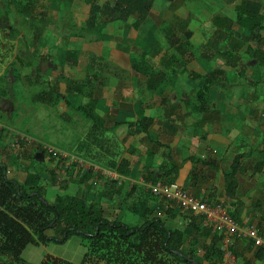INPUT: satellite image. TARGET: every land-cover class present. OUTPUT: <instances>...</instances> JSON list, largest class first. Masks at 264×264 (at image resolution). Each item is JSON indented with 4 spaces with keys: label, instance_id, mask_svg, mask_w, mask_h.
Segmentation results:
<instances>
[{
    "label": "crops",
    "instance_id": "1",
    "mask_svg": "<svg viewBox=\"0 0 264 264\" xmlns=\"http://www.w3.org/2000/svg\"><path fill=\"white\" fill-rule=\"evenodd\" d=\"M82 1L74 7L78 11L75 14L76 16L71 17L70 20L73 18L74 23L72 21L71 24L73 23L77 28L84 29L91 9L90 2L92 3L93 0ZM84 2H89V5ZM107 2L108 0L101 6ZM94 4L100 6L96 2ZM239 4L238 0H221L218 4L220 8L207 22L212 26L215 16L226 17L234 21L236 16L235 7ZM49 10L52 13L58 12L56 7L49 8ZM178 10L179 8L175 11V14L180 18L175 16L174 20L187 21V29L192 33V23L187 18L182 17ZM51 11L47 14V21L51 19ZM54 18L57 19L55 15ZM118 22L126 23L128 20L122 22L117 19L107 23L100 21L99 27L102 28L101 35L103 37L98 41L91 42L90 38L85 40L82 35L77 34L75 36L71 35L69 41H65V43L64 37H60L56 41L55 45H60L57 51H60V47L67 46V49L59 54L62 58L59 62L61 69L63 63H65L67 65L65 74L68 70L73 69L77 74L82 72V76L77 78L76 73H71L68 74V78H65L62 73H54L55 68L52 66L50 70L52 74L46 75V83L44 84L46 89L44 91L48 89V86H56L58 92L62 95V99L55 105L43 104L49 108H56L62 103L68 108L65 100L74 103L69 97L76 98L80 91L72 89L67 92L65 80H83L87 74L89 60L91 57L95 58L96 61L101 63L98 73L102 75L105 81L104 86L98 85L95 87L92 96L95 100L94 112L102 120V123L98 125L99 128L96 134L103 135V142H101L104 146L100 147L96 146L95 143H91L90 151L93 152L94 157L100 156L101 159L106 160L97 163L98 161L91 158V163L114 170L109 167L111 162L127 161L130 173L128 177H122L121 186L124 184V187L129 186L130 188L135 183H146L144 181L145 177L160 178L169 166L175 164L178 166L175 180L177 184L181 185L191 195L207 199L209 203L218 204L220 202V204L229 206L238 223L254 227L264 236V165L260 170H256V165L262 159V152H264V86L242 85V87L237 88V84L229 83L227 88L229 93L223 96V93L219 90L214 100H212L209 95H211L213 87L209 90V95L206 98L208 103L205 109L200 111L197 108L199 105L198 90L204 78L215 69L223 71L224 75L222 73L219 75L224 80H228L229 71L238 68L237 77L239 80L244 79L242 76L245 75L251 83H256L261 79L262 84L264 79V56L261 59L249 55L252 58L250 67L254 73L250 72L247 76L245 66L240 64L241 61L245 60L241 52L239 54L241 57L240 63H237V67L231 68L225 64V60L219 54H206L207 39V41L202 42L190 37L189 41L194 47L198 48L195 56H191L189 53L175 54V51L169 48L148 53L149 45L146 46L144 39L139 35L133 34V31H137V28L143 22L137 25L134 21L131 24V33L130 31H119L115 35L113 30L120 28H115L113 24ZM171 23L174 22L169 21L168 24ZM199 24L202 25L203 23L200 22ZM86 29L91 32V27ZM180 35L183 37V34L178 33V36ZM20 36L22 37L24 34ZM69 45L70 47H68ZM44 52L50 54V51L45 50ZM67 52H70L72 57L68 62L65 58ZM133 56L138 60L150 62L155 72L167 73L165 82L156 86L154 91L149 90L147 76L139 71L142 65L133 64L131 61ZM170 56L177 57L179 62L170 65L171 62L168 61ZM27 58L31 61L33 57L29 54ZM45 59L46 64L50 65L51 58L46 56ZM241 68L244 69L243 74L240 73ZM94 69L97 71L95 67ZM172 69L175 70L174 74L169 72ZM252 76L255 77V80L251 79ZM175 77L179 80L185 79L184 83L176 84L174 82L170 85L169 78ZM64 81V86L59 84ZM63 90L66 93L63 94ZM142 117L146 119L145 123L148 122L149 124L146 126V132L136 133L135 127ZM1 125L3 126L2 123ZM112 133L117 135H119L118 133L128 134V138L119 135L117 141L113 137H105L107 135L111 136ZM99 137L102 138V136ZM241 138L245 142L242 141L241 144L237 145L236 143ZM20 139L24 142V147L21 151L15 149L17 151L15 156L8 155L10 150L5 154L0 149V165L5 166L7 178L22 183L28 174L34 173L28 169L32 165L24 157L27 154L24 151H28L27 149H31L37 143L28 138L20 137ZM250 143L255 149L254 153L249 152ZM14 146L16 147V142ZM243 149H248V151ZM98 152L100 153L98 154ZM237 155L243 156L240 161L242 171L236 176V190L234 195L229 198L225 195L224 174L230 170V165ZM190 158H198L205 162V164H202V162L196 164L194 167L196 172L192 180L190 174L193 169V162ZM54 166L59 168L57 161L54 162ZM213 166H216L215 169H212ZM57 174H59V170ZM45 182L47 183V180ZM39 183L41 186L47 185L41 181V178ZM52 183L53 181L50 180V184ZM47 186L44 188L45 198L52 202L58 193L55 189L49 187V181ZM93 189H96V187L93 186ZM47 190H50L53 194L51 195L52 198L48 195ZM171 204L169 207L173 208L175 214L185 215L175 204ZM132 217L133 225L137 222V217L135 215ZM152 217L154 216L152 215ZM175 220L178 223L181 221L180 218ZM183 224L185 226L186 222ZM212 235L215 234L210 231L208 237H200L201 244H209ZM242 243L246 244L247 241L243 240ZM243 253L251 263L264 264V256L261 261L253 260V249L248 252L243 251ZM236 264H241L237 258Z\"/></svg>",
    "mask_w": 264,
    "mask_h": 264
},
{
    "label": "trees",
    "instance_id": "2",
    "mask_svg": "<svg viewBox=\"0 0 264 264\" xmlns=\"http://www.w3.org/2000/svg\"><path fill=\"white\" fill-rule=\"evenodd\" d=\"M114 1L115 7H111L107 3L101 7L91 4L85 28L91 27L93 30L102 31V28L97 25L100 15L104 16L103 18L107 22L117 19L125 22L130 17H135V23L140 25L147 18L152 5L151 0ZM32 7L33 0H27V3L20 8V12L29 15ZM235 13L234 21L220 16L213 18L212 34L210 38H207L208 46L206 48V54H219L225 60V64L231 68L237 67V63H240L239 54L244 49L245 53L252 57L257 56L262 59L264 56V6L260 2L241 0L240 4L235 7ZM3 18L4 21L6 17ZM187 27L188 22L181 19L168 25L164 29L166 48L173 49L175 54L189 53L191 56H195L197 49L189 41L191 33ZM95 33L97 32L95 31ZM178 33L183 34L184 39L179 38ZM65 58L68 62L72 58L71 53L67 52ZM131 61L133 64L142 65L139 71L147 76L149 90L154 91L156 86L165 82L168 74L155 72L147 60H138L133 56ZM168 61L171 62L170 65L179 62L175 56H170ZM100 67L101 63L91 57L87 74L83 80L66 79V91L79 90L78 96L84 97L88 101L85 104L77 103V105L67 100L65 102L68 108H72L92 124L87 141L91 140V143L101 147L103 138L99 137L100 135H97L96 131L102 120L94 112L95 100L92 98L95 87L105 85L102 75L98 73ZM240 71L243 74L244 69L241 68ZM169 72L174 74L175 70L172 69ZM221 73L224 75L223 71L215 69L204 78L197 94L198 110L205 109L208 103L206 98L211 88L215 86H220L222 90L228 88V80H224L219 75ZM41 75L40 67H36L35 78L37 79ZM2 96H5L3 90L0 91V97ZM35 97L47 105H55L62 99L56 86H48L46 91L37 93ZM145 121L144 117L138 121L135 127L136 133L146 132V126L149 123L146 124ZM91 143L88 145L86 142L84 146L79 145L78 149L85 147L88 152H91ZM37 146L42 154L51 160L55 159L41 148V145ZM262 154L263 157L257 163L256 170H260L264 165V152ZM242 157V155L235 156L230 170L224 174L225 195L229 198L234 195L236 190V176L242 171L240 164ZM84 159L91 161L88 157ZM190 160L193 162L190 174L192 180L196 172L194 168L196 164L201 162L205 164V162L198 158H190ZM109 165L121 177L129 176L127 161L122 160L119 163L114 161ZM215 167L213 166L212 169ZM177 173L178 166L173 164L163 172L160 178L145 177L144 181L169 185L175 182ZM52 178L53 182L55 180L57 182V176ZM93 178V173L88 172L72 180L86 188L85 193H87L93 189ZM39 182L40 176L34 173L28 174L22 183L9 179L6 176L5 166L0 165V256L9 261L0 264H28L22 255L29 246L38 243L45 244L48 241L64 243L73 235L82 237L86 241L87 250L79 264H222L220 236L212 235L209 244L202 245L204 253L202 261H199L195 251L196 245L200 246V237H208L210 231L202 227L199 217L175 214L173 208L169 207L171 203L169 201H167L168 203L159 201L157 206L151 208L147 197L138 198L127 208L137 217V222L131 225L118 217H110L100 201L89 200L85 193L72 196L58 194L52 202H49L45 198L44 187ZM135 188L132 186L126 192L125 198L131 196ZM96 189L100 190L101 198L109 201L121 194V187L111 180H105ZM155 207L165 214L166 220L151 216ZM231 216L236 220L234 213H231ZM179 218L181 221L183 220V223L186 222L185 226H178V221H174ZM51 229L55 231L56 235L48 237L46 231ZM238 247H244L245 252L252 251L250 242L243 244L242 240H237L231 247L235 258L234 251ZM263 256L261 250H256L252 258L261 261ZM48 260L53 261V264H69L60 258L52 259V256ZM243 264L253 263L243 258Z\"/></svg>",
    "mask_w": 264,
    "mask_h": 264
},
{
    "label": "rangeland",
    "instance_id": "3",
    "mask_svg": "<svg viewBox=\"0 0 264 264\" xmlns=\"http://www.w3.org/2000/svg\"><path fill=\"white\" fill-rule=\"evenodd\" d=\"M94 1L100 6L106 2V0H93V2ZM220 1L221 0H151L152 5L147 18L143 21L142 25L137 28V31H133V34L136 36L139 35V37L144 39L145 45H149V49H147L148 53L158 49H165L166 41L164 29L168 27L169 21L175 22V16L179 17L175 14V11L179 8V14L192 23L191 37L194 38V40L202 42L207 41L206 39L210 38L212 34L211 24L207 21H209L217 12V9L220 8V6H218ZM238 1L241 2V0ZM255 1L260 2L264 6V0ZM82 2V0H33V9L28 15L20 12V8L27 3V0H0V91H5V96L0 98V122L4 126L0 136V149L3 153L6 154L10 150L8 155L15 156L16 150L21 151L24 147V142L20 139L21 137L34 140L37 143L36 145L47 144L63 152L80 156L81 158L88 157L90 160L92 158V160L98 161L97 163L106 160L101 159L100 156L94 157L93 152H88L85 147L78 149L79 145L84 146L86 142H88V145L91 143V140L87 141V135L91 127V123L88 120L72 108H66L62 103L56 108H49L35 97L37 93L46 89L44 88L47 78L46 75L52 74L50 72L52 66L55 68L53 71L54 73H62V76L65 78H68V74L76 73L72 69L68 70L65 74L67 68L65 63H63V68L61 69L59 62H61L62 58L59 54L64 52L67 46L60 47V51H57L60 45L56 46L55 43L60 37H64V43L65 41H69L71 35L75 36L76 34L82 35L85 40L90 38L91 42L98 41V39H102L103 37V35H101L102 31H99V29L93 30L91 28L90 32V30L86 28H77L73 24V18L78 11V9L74 7ZM93 2H90V6L95 3ZM84 3L89 5V2ZM107 4L111 7H115L114 0H108ZM52 7L58 8V12L52 13V11L49 10V8L51 9ZM49 11H51V17L50 15L48 16L51 19L47 21V14ZM54 15L57 19L54 18ZM4 16L6 17L4 20L5 22L3 21ZM71 17L73 18L70 20ZM103 17L104 16L101 15L98 16V19H100L97 25L100 24V21H105V23H107L106 19ZM72 21L73 23L71 24ZM134 21L135 17H130L126 23H114L113 26L115 28L119 27L120 29L116 28L113 30V33L115 35L118 34L119 31H130L131 33V24ZM200 22L203 24L200 25ZM158 26H160V30ZM95 31L97 33H95ZM88 33L91 34L88 35ZM21 34H24V36L21 37ZM179 37L184 39L181 35ZM68 47H70V45ZM196 49L198 52V48ZM45 50L50 51V54H45ZM241 53L245 60L241 61L240 64L245 66V74L247 76L250 72L253 74L254 71L250 67L252 58L245 53V50H242ZM29 54L33 57L31 61L27 58ZM46 56L51 58L50 65L46 64ZM36 67H40L42 72V75L37 79L35 78ZM238 71V68L229 71L228 83L237 84V88L242 87V85H255L256 87L261 85L264 86V79L262 77V84L261 79L256 83H251L245 75L244 77L242 76L244 79L239 80L237 77ZM81 76L82 72H79L77 78ZM253 76L251 79L255 80ZM184 81L185 79L183 78L180 80L176 77L169 78L170 85L174 82H176V84H183ZM64 83L65 81L59 84L64 86ZM219 90L223 93V96L229 93L227 89L221 90L220 86H215L211 91V95H209L212 100H214ZM64 93H66V91H64L63 94ZM69 98L75 105H77V103L84 104L88 101L84 97L77 95L76 98ZM118 134L120 136L124 135L122 133ZM119 135L112 133L111 136L107 135L105 137H113L118 141ZM100 136L103 138L102 134ZM124 136L128 138V134ZM242 141L245 142L244 139L241 138L236 144L239 145ZM15 142L16 147L14 146ZM36 145H33L34 147L31 149H27L28 151H24V153L28 154H25L24 157H26L32 165L28 167V169H30L29 171L38 174L43 183H46L45 180H47L46 184L48 185L49 181V187L55 189L58 194L72 196L76 194L81 195L86 192V188L79 186L72 179H63L60 183H57L55 180V182L50 184V180L53 179L52 177L58 176V168L54 166L56 160L54 159L52 161L48 159L46 161L48 157L42 154L40 148ZM103 146L104 144H102V147ZM248 148L249 152L251 151L254 153L255 149L251 143ZM243 150L248 151V149ZM99 153L100 152H98V154ZM47 185L43 187H48ZM133 186L136 188L135 191L131 193V196L125 198L126 192L129 191L130 187H124L123 184V186H121L120 196L110 201L100 197L99 189H91L85 194L89 200L100 201L110 217H118L131 225L133 223L131 218H133L132 216L134 215L127 208L130 207L133 202L137 201L138 198L147 197L151 208L157 206L159 201L168 203L164 199L153 196L145 183H135ZM50 190H47V192L50 198H52L51 195L53 194H51ZM145 193L147 194L145 195ZM169 205L171 206L172 204L170 203ZM152 215L154 217H160L163 220L167 219L164 213L156 207ZM178 226H184L182 221L178 223ZM46 235L48 237H53L56 233L51 229L46 231ZM186 247H188L187 244ZM86 248V241L83 240L82 237L73 235L64 243L48 241L45 244L38 243L29 246L23 252L22 256L28 264H53V261L48 260L51 256L52 259L60 258L69 264H79L87 250ZM242 248L243 247H238L234 251L236 258L241 264L243 258H246L243 253L244 248L243 251ZM195 251L197 259L202 261L204 253L202 244L200 246L196 245ZM1 262L8 263L9 261L0 256V263Z\"/></svg>",
    "mask_w": 264,
    "mask_h": 264
},
{
    "label": "built area",
    "instance_id": "4",
    "mask_svg": "<svg viewBox=\"0 0 264 264\" xmlns=\"http://www.w3.org/2000/svg\"><path fill=\"white\" fill-rule=\"evenodd\" d=\"M2 129L3 126L0 123V131ZM41 147L58 163L57 183L62 182L63 179H75L85 173L92 172L94 175L93 186L99 187L105 180H111L121 187L123 178L116 171L100 167L80 156L63 152L47 144H41ZM145 184L153 196L174 203L183 214L199 217L203 228L220 236L222 264H236L231 247L237 240L250 242L254 251L261 250L264 254V236L256 228L240 224L233 219L229 206L219 203L210 204L203 197L191 195L176 182L169 185L161 182Z\"/></svg>",
    "mask_w": 264,
    "mask_h": 264
}]
</instances>
